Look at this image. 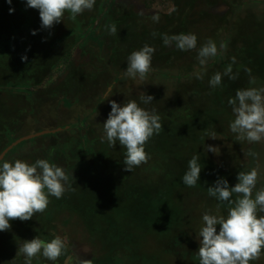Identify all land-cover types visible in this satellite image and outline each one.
Here are the masks:
<instances>
[{"label": "trees", "instance_id": "obj_1", "mask_svg": "<svg viewBox=\"0 0 264 264\" xmlns=\"http://www.w3.org/2000/svg\"><path fill=\"white\" fill-rule=\"evenodd\" d=\"M194 1L175 0V12L164 14L150 27L135 23L139 30L133 31L128 24L134 18L132 12L114 18L112 2L96 0L92 10L75 19L65 12L66 29L57 32L58 23L51 29L41 26L39 10L27 7L26 0H11L10 4L0 0V164L5 160L34 163L47 159L69 174L72 189L59 199L50 196L43 213L27 221L12 220L9 230L0 231V264H24V256L17 254L18 246L34 237L45 241L54 237L56 228L63 224L62 214L68 210L80 214L91 234L105 244L111 243L109 259L125 255L122 245L130 242L131 234L123 230L130 217H125L124 210L130 211L134 204L138 207L143 200H148L153 210L167 208L170 197L164 191L171 190L168 186L175 187V177L180 173L176 161L182 160L186 172L193 155L200 158L202 167L197 184L208 190L223 177L230 187L234 186V178L216 169L198 150L204 137L197 139V132L206 134V124L230 122L228 100L237 90L264 85V15L237 10L242 2L220 0L229 6L226 13L201 12L189 18ZM112 24L117 27L115 35L108 31ZM213 27L220 30L218 39L209 33ZM192 29L198 34L195 50L180 51L163 44L164 34H194ZM153 32L157 33L155 37ZM209 39L218 49L221 42L227 48L209 60L203 80H198L192 73L199 65L181 70L176 63L191 51L197 62L199 48ZM77 43L86 55L79 62L71 52ZM145 44L155 48L151 71L145 82H135L139 83L135 90L125 88L120 92L134 80L124 75L128 56ZM24 55L27 60L22 61ZM229 64L233 73H238L237 79L232 82L224 76L219 86L211 87L212 75L223 73ZM245 68L251 70L250 74ZM185 69L187 73L180 72ZM159 78L173 81L158 82ZM224 93L228 94L226 100ZM143 94L152 95L154 100L143 104ZM109 100L120 105L134 100L141 107L155 109L160 116L162 131L145 145L150 157L147 162L152 171L155 169L157 180H148L141 165L126 171V149L119 142L112 148L104 138L103 123L111 111ZM160 174L166 178L158 180ZM148 222L150 219H144L142 228L147 229ZM153 226L160 228L157 223ZM46 262L38 255L32 264Z\"/></svg>", "mask_w": 264, "mask_h": 264}, {"label": "clouds", "instance_id": "obj_2", "mask_svg": "<svg viewBox=\"0 0 264 264\" xmlns=\"http://www.w3.org/2000/svg\"><path fill=\"white\" fill-rule=\"evenodd\" d=\"M10 4L11 0H7ZM96 0H26V6L39 10L41 26L51 29L55 24L63 21L65 12L75 17L85 10H92ZM177 9L173 7L171 11ZM10 12L13 9H9ZM143 13H141L142 15ZM171 14V13H169ZM153 22H159V14L151 17ZM110 34L117 33L116 25L108 26ZM35 34V30L33 31ZM153 37L157 33H152ZM163 44L174 46L180 51H189L196 48L197 37L195 34H164ZM227 48L223 42L219 49L215 41L209 39L203 44L197 55L200 68L192 75L203 80L207 71V65L211 58L222 54ZM155 48L145 44L139 50L133 51L127 60V68L124 73L130 78H139L144 81L151 71L152 56ZM27 60L26 55L21 57ZM235 63V57L232 58ZM250 74L251 70L245 68ZM235 80L238 73L234 74L232 64L223 71L216 72L209 80L213 88L219 86L222 77ZM108 97L105 98L107 100ZM143 104H149L154 100L152 95H141ZM111 111L103 123L104 138L110 147L115 148L117 142L126 149L124 167L131 172L133 168L148 161L149 154L145 151V145L154 134H159L163 125L161 118L155 109L148 110L141 107L136 101L130 100L123 105L115 100L108 101ZM234 119L230 123V130L237 134L238 141L258 143L264 140V88H247L237 90L234 98H229ZM209 137L215 138V133ZM103 139V138H102ZM208 150L214 152L209 146ZM245 155L255 157L257 153L249 150ZM199 157L193 155L188 161V169L183 175V183L189 187H195L200 179L201 164ZM73 181L75 177L72 175ZM258 180V170L252 168L247 172L237 174V183L229 186L223 177L218 178L213 186L208 187V194L219 201L228 202L227 216L204 213V222L199 236V264H250L258 260L264 251V188L255 192ZM72 190L69 185V174L47 159H37L34 163L16 159L5 160L0 164V231L11 228L10 221L19 219L30 220L37 213H43L49 203V197L62 198L66 191ZM233 194L237 199L233 200ZM219 225V231H217ZM65 241L60 236L51 240L34 237L24 240L18 246V253L24 256V264H32L33 258L42 255L46 260L55 262L64 253Z\"/></svg>", "mask_w": 264, "mask_h": 264}, {"label": "rangeland", "instance_id": "obj_3", "mask_svg": "<svg viewBox=\"0 0 264 264\" xmlns=\"http://www.w3.org/2000/svg\"><path fill=\"white\" fill-rule=\"evenodd\" d=\"M211 1L212 3L204 0H195L193 9L188 17H197L201 12L222 15L228 11L229 6L226 2H221L220 0ZM109 2H112L115 10L114 18L120 17L123 13L132 12L134 14L132 16L139 20L137 21L133 17L129 19L128 24L133 31L139 30L138 26L140 25L138 24L140 22L150 27L153 23L151 17L154 13L159 14V21L162 20V16L171 12L175 6V0H109ZM234 2L236 4L242 2V5L237 9L241 12L255 11L264 15V0H234ZM141 13L143 14L141 15ZM66 26V19L63 17V21L58 23L56 31H65ZM192 30L198 36L196 30ZM219 32L220 30L213 27L209 33L218 39ZM36 40L39 41V39ZM45 42H47V39ZM71 52L76 62L86 59V55L81 52L79 43L71 47ZM191 52L178 60L176 65L179 69L183 70V67L186 66L188 68L189 65L192 68L199 65L198 60L197 62L193 61L194 57ZM186 70L185 72H180L187 73ZM136 81L141 84L143 82L138 77L133 81L130 80L128 82L130 85L122 87L120 92L124 91L125 88L135 90L139 87V83L135 84ZM172 81L161 78L158 80V82ZM232 82H229V85H232ZM160 84L164 85L165 83ZM260 88H264V85H261ZM222 96L225 100L228 98L227 93ZM227 113L230 114V122L225 120V122H220V124L216 123L215 126H212L213 124L207 126L206 124L208 130L206 134L204 132L205 136L203 133L199 134L197 132V139H199L200 135L204 137V142L201 143L198 150L213 163L216 169L229 173L234 178V185L237 183V174L239 172H247L252 168H256L258 170V180L256 188L253 190L254 196L256 191L264 188V140L258 143H250L246 140L238 141L236 139L237 134L232 133L230 130V123L234 119V114L232 110ZM208 122L210 123V120ZM211 133H215V138L209 137ZM209 146L214 149V152L208 150ZM249 150L257 153V155L255 157L245 155ZM176 164H179L180 173L175 177V187L168 186L167 188L171 190L165 189L164 191V195L170 197L167 202L169 204L166 206L167 208L153 210L149 207L151 205L148 204V200H143L138 203V207L137 204H134V208L130 211L128 209L124 210V213H126L125 217H130L126 218V227H123V230L131 234L130 242L122 245L126 251L125 255L118 254V257L112 260L109 259L110 257H107V255H109L111 243L106 242L105 244L102 242L103 239H99V236L91 234V230L80 214L68 210L62 214L64 215L62 216L64 225L62 224L60 229L56 228L55 230V236H60L65 241V251L57 261H48L41 264H199V232L204 224L202 220L203 214L207 212L212 215L226 217L230 205L228 202L222 203L217 198L209 196L208 190L199 184H196L195 187L185 185L182 179L185 174L184 163L179 160V162L176 161ZM158 165L161 164L158 162ZM141 166L148 180H157L155 169L152 171V166L148 162L142 163ZM162 166L166 169L169 168L165 163H162ZM162 178L165 179L166 176L163 177L160 174L158 180H162ZM202 184L206 185V182ZM233 195V200L237 199V194ZM134 201L137 203L135 199ZM260 214L264 215V213ZM141 219H150L147 229L142 228L143 220ZM155 223L159 224V229L153 226ZM216 227L217 231H219L220 226L217 225ZM250 264H264V251H262L258 260L251 261Z\"/></svg>", "mask_w": 264, "mask_h": 264}, {"label": "water", "instance_id": "obj_4", "mask_svg": "<svg viewBox=\"0 0 264 264\" xmlns=\"http://www.w3.org/2000/svg\"><path fill=\"white\" fill-rule=\"evenodd\" d=\"M15 143H16V142H14L12 145H14ZM12 145H10L8 148H10ZM8 148H7V149H8ZM2 155H3V154H2ZM2 155H0V158L2 157Z\"/></svg>", "mask_w": 264, "mask_h": 264}]
</instances>
